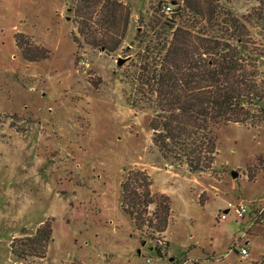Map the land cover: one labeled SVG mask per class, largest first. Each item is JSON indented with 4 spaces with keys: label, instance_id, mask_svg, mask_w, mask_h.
<instances>
[{
    "label": "rangeland",
    "instance_id": "obj_1",
    "mask_svg": "<svg viewBox=\"0 0 264 264\" xmlns=\"http://www.w3.org/2000/svg\"><path fill=\"white\" fill-rule=\"evenodd\" d=\"M165 3L175 5L0 0V264H264V225L251 227L250 215L234 210L223 218L229 202L264 201V124L214 127L215 162L194 172L162 155L153 142L152 109L133 103L135 52L148 16L164 13ZM77 5L129 7L125 31L122 12L116 28L94 14L97 37L123 38L116 50L86 42ZM219 5L238 16L260 14L250 33L264 52V0ZM17 33L22 47L29 40L50 57L26 59ZM137 169L149 175L152 193L167 197L165 225L157 215L165 204L150 205L149 222L140 227L123 209V183ZM47 220L53 234L45 256L13 254L12 243L33 237Z\"/></svg>",
    "mask_w": 264,
    "mask_h": 264
},
{
    "label": "trees",
    "instance_id": "obj_2",
    "mask_svg": "<svg viewBox=\"0 0 264 264\" xmlns=\"http://www.w3.org/2000/svg\"><path fill=\"white\" fill-rule=\"evenodd\" d=\"M174 4L170 15L154 10L148 16L130 79L136 96L133 103L152 109L153 142L166 159L186 164L194 172L208 171L217 154L214 127L231 122L264 124V72L260 68L264 52L250 33L261 16L254 11L238 16L227 5H219V0H174ZM75 10L82 17L79 31L88 35L86 42L91 46L114 51L123 42L110 35L97 37L99 29L92 22L98 12L107 26L117 27V15L122 12L125 31L128 6L77 5ZM21 36L17 33L16 41L26 59L50 57L49 49L29 40L22 47ZM151 185L149 175L139 169L131 171L123 183V209L138 227L149 222L146 210L152 204L158 208L165 204V212L157 215L164 225L168 218L167 197L152 193ZM52 234L47 220L33 237L16 239L12 252L22 259L42 258Z\"/></svg>",
    "mask_w": 264,
    "mask_h": 264
},
{
    "label": "built area",
    "instance_id": "obj_3",
    "mask_svg": "<svg viewBox=\"0 0 264 264\" xmlns=\"http://www.w3.org/2000/svg\"><path fill=\"white\" fill-rule=\"evenodd\" d=\"M163 5L164 6L162 7V10L165 13L170 14L173 12V5L171 3H166ZM232 210H234L240 218H245L246 215L249 214L251 227L259 224L264 225V201L256 202L250 206L242 202L239 204L229 202L227 210L225 211L226 213L223 214V218H225L227 214ZM238 253L242 257H247L249 251L246 246H241Z\"/></svg>",
    "mask_w": 264,
    "mask_h": 264
},
{
    "label": "water",
    "instance_id": "obj_4",
    "mask_svg": "<svg viewBox=\"0 0 264 264\" xmlns=\"http://www.w3.org/2000/svg\"><path fill=\"white\" fill-rule=\"evenodd\" d=\"M124 62H125V59H122V58H119V59H118V64H119V65H122ZM233 176H234V177H237V176H238V172L233 171ZM171 260H172V258H171Z\"/></svg>",
    "mask_w": 264,
    "mask_h": 264
},
{
    "label": "crops",
    "instance_id": "obj_5",
    "mask_svg": "<svg viewBox=\"0 0 264 264\" xmlns=\"http://www.w3.org/2000/svg\"><path fill=\"white\" fill-rule=\"evenodd\" d=\"M256 203V202H255ZM254 204V203H253ZM250 220V219H249ZM247 247V246H246ZM248 248V247H247ZM249 251V250H248Z\"/></svg>",
    "mask_w": 264,
    "mask_h": 264
}]
</instances>
